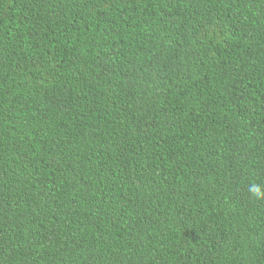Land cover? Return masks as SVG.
I'll return each mask as SVG.
<instances>
[{
  "label": "trees",
  "instance_id": "16d2710c",
  "mask_svg": "<svg viewBox=\"0 0 264 264\" xmlns=\"http://www.w3.org/2000/svg\"><path fill=\"white\" fill-rule=\"evenodd\" d=\"M264 0H0V264H264Z\"/></svg>",
  "mask_w": 264,
  "mask_h": 264
},
{
  "label": "clouds",
  "instance_id": "9594fccd",
  "mask_svg": "<svg viewBox=\"0 0 264 264\" xmlns=\"http://www.w3.org/2000/svg\"><path fill=\"white\" fill-rule=\"evenodd\" d=\"M249 191L254 198L264 199V189H262L259 185H251Z\"/></svg>",
  "mask_w": 264,
  "mask_h": 264
}]
</instances>
